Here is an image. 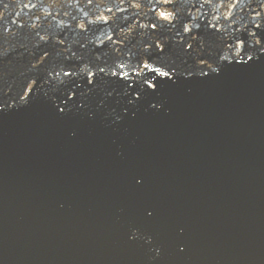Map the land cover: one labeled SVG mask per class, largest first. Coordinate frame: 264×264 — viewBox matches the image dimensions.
Instances as JSON below:
<instances>
[{
  "label": "water",
  "instance_id": "water-1",
  "mask_svg": "<svg viewBox=\"0 0 264 264\" xmlns=\"http://www.w3.org/2000/svg\"><path fill=\"white\" fill-rule=\"evenodd\" d=\"M0 264H264V0H0Z\"/></svg>",
  "mask_w": 264,
  "mask_h": 264
}]
</instances>
